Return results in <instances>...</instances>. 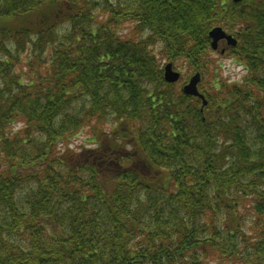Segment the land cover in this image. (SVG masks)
<instances>
[{
    "label": "trees",
    "instance_id": "16d2710c",
    "mask_svg": "<svg viewBox=\"0 0 264 264\" xmlns=\"http://www.w3.org/2000/svg\"><path fill=\"white\" fill-rule=\"evenodd\" d=\"M0 264H264V0H0Z\"/></svg>",
    "mask_w": 264,
    "mask_h": 264
},
{
    "label": "water",
    "instance_id": "95a60500",
    "mask_svg": "<svg viewBox=\"0 0 264 264\" xmlns=\"http://www.w3.org/2000/svg\"><path fill=\"white\" fill-rule=\"evenodd\" d=\"M210 37L212 38V46L213 48H216V43L218 41V39L220 38H225L227 39V41L231 44H234L235 43V40L231 37V36H228L226 35L221 28H214L210 31L209 33ZM164 76H165V79L169 82H174L176 81L178 78H179V73L178 72H175L172 70V67H171V64L168 63L165 65L164 67ZM200 80V77H199V74H195L193 75L189 82L183 86V92L186 93V94H192V95H195V96H198L200 98H203V96L198 92L197 90V83L199 82ZM203 103H205V101H203Z\"/></svg>",
    "mask_w": 264,
    "mask_h": 264
},
{
    "label": "rangeland",
    "instance_id": "374dc122",
    "mask_svg": "<svg viewBox=\"0 0 264 264\" xmlns=\"http://www.w3.org/2000/svg\"><path fill=\"white\" fill-rule=\"evenodd\" d=\"M214 57H218V56H214ZM220 63H221V72L223 73L224 76H228L230 77V79H236L241 75V68L233 65L232 61L228 58H220L219 59ZM227 65V68H226ZM182 72V70H181ZM182 73H186V72H182ZM187 74H185L184 76H186ZM189 76V75H188ZM81 139L77 138L75 140V142L77 144H80L79 141Z\"/></svg>",
    "mask_w": 264,
    "mask_h": 264
},
{
    "label": "clouds",
    "instance_id": "9594fccd",
    "mask_svg": "<svg viewBox=\"0 0 264 264\" xmlns=\"http://www.w3.org/2000/svg\"><path fill=\"white\" fill-rule=\"evenodd\" d=\"M162 43L160 45V47H162ZM227 68V65H226ZM24 127V124L22 122H14L13 125L11 126V132L12 134H16L17 132H19L22 128Z\"/></svg>",
    "mask_w": 264,
    "mask_h": 264
}]
</instances>
